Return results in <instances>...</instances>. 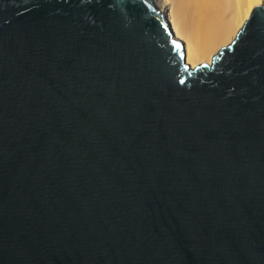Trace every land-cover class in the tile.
Listing matches in <instances>:
<instances>
[{
	"label": "water",
	"instance_id": "1",
	"mask_svg": "<svg viewBox=\"0 0 264 264\" xmlns=\"http://www.w3.org/2000/svg\"><path fill=\"white\" fill-rule=\"evenodd\" d=\"M185 56L154 0H0V264H264V6Z\"/></svg>",
	"mask_w": 264,
	"mask_h": 264
},
{
	"label": "bare ground",
	"instance_id": "2",
	"mask_svg": "<svg viewBox=\"0 0 264 264\" xmlns=\"http://www.w3.org/2000/svg\"><path fill=\"white\" fill-rule=\"evenodd\" d=\"M192 68L211 64L241 22L264 0H154Z\"/></svg>",
	"mask_w": 264,
	"mask_h": 264
},
{
	"label": "rangeland",
	"instance_id": "3",
	"mask_svg": "<svg viewBox=\"0 0 264 264\" xmlns=\"http://www.w3.org/2000/svg\"><path fill=\"white\" fill-rule=\"evenodd\" d=\"M241 23H243V21Z\"/></svg>",
	"mask_w": 264,
	"mask_h": 264
}]
</instances>
